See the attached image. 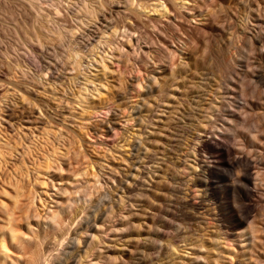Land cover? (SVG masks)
<instances>
[{
	"label": "rangeland",
	"instance_id": "rangeland-1",
	"mask_svg": "<svg viewBox=\"0 0 264 264\" xmlns=\"http://www.w3.org/2000/svg\"><path fill=\"white\" fill-rule=\"evenodd\" d=\"M222 145L252 161L249 216L202 201ZM107 206L117 264H264V0H0V264Z\"/></svg>",
	"mask_w": 264,
	"mask_h": 264
},
{
	"label": "bare ground",
	"instance_id": "bare-ground-1",
	"mask_svg": "<svg viewBox=\"0 0 264 264\" xmlns=\"http://www.w3.org/2000/svg\"><path fill=\"white\" fill-rule=\"evenodd\" d=\"M163 9H164L163 11H165L166 13L167 8L164 7ZM94 12L95 11H93V13ZM215 138L217 139V137ZM220 138L223 139V137H220ZM212 140L214 141L215 139L213 138L209 141H212ZM215 146L213 147L216 148V153L218 155L215 153L217 156L216 155L214 156L216 157L213 156L214 157L213 159L211 158V160L205 161L204 165L202 166L201 171L197 174V177H198L197 179L201 184V188L203 192L202 201L206 203V202H211L214 200L219 205L222 206V202L224 200V197L226 196L225 194L230 189H232L233 192L235 191L238 193V196H237L238 202L244 206V209L242 211V216L244 214L245 216L246 215L249 216V214L247 213L249 212L250 207L253 204L247 203L246 201L250 200V198L252 197H259V193H258L259 190L257 188L258 185L256 184L257 182L254 183L256 179L253 177V174H252L253 173L252 169H254L252 161L249 158H240L238 156H235V151L229 145H222L221 147L217 146L218 148ZM139 164H141L140 166L147 168L149 171L148 173L156 172V169H154L156 166H152L148 162L144 163L140 160ZM238 164L244 165L243 168L245 167V174L241 176L240 178L237 177L238 179L235 178L237 179L236 182L234 183L235 186L233 185L232 187H230L232 184L229 186L228 184L224 183L225 178H223V176L220 174L222 171L219 172L220 171L219 169L221 168L222 170V168L226 169L228 167L232 168V166L238 165ZM122 198L120 197L121 200ZM108 207L110 208V210ZM111 209L112 208L110 206H107V209L106 208L103 209L104 211L101 210L102 212L101 211L98 212L99 210L98 209L97 210L98 214L95 212V210L93 211L97 214V215H94L95 213H93L94 217H96L97 219L103 218L102 224L95 223L96 221L95 222L93 221L92 223L90 220H88L87 222H85V223H88V225L83 234H82L83 231H81L80 233L78 232V234H75V235L73 234L74 236L70 237V239H67V237H65L68 233L67 232L65 233L66 235L63 234L61 237H59L58 243L56 242L57 243L56 245L61 246L62 249L59 250L58 253L56 252V254H53L54 253L52 251L53 248L50 249L51 251L49 250L48 253L45 252L46 254L43 255L42 264H109V263L117 264V257H111L110 251L112 250V247L115 245V242L117 240H121L122 236L120 235H122L121 233H124L125 228L123 229V228L114 227V228L109 229L107 227L105 228L104 231L100 230L105 225L106 223L105 220H107L108 216L110 217V212L112 213ZM59 216L60 215L58 213L57 217ZM10 218H8L7 222H10L12 220ZM88 218L90 219L89 216ZM96 218H93V219H96ZM91 220H92V217H91ZM8 226H7L8 228L6 227V231L7 229L8 231L5 233L3 232V234L1 233L2 237H1L0 242H1V247L3 248L6 245L7 239L9 241L15 242L16 240H19L20 238V237L18 238V235H19L17 233L18 231L17 232L15 231L12 224ZM122 246L125 247V244H122Z\"/></svg>",
	"mask_w": 264,
	"mask_h": 264
}]
</instances>
